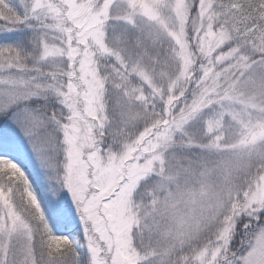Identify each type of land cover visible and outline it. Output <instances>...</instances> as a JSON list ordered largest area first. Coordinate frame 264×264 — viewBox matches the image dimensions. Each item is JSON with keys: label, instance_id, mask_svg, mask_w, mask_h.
Returning a JSON list of instances; mask_svg holds the SVG:
<instances>
[{"label": "snow or ice", "instance_id": "1", "mask_svg": "<svg viewBox=\"0 0 264 264\" xmlns=\"http://www.w3.org/2000/svg\"><path fill=\"white\" fill-rule=\"evenodd\" d=\"M0 264H264V0H0Z\"/></svg>", "mask_w": 264, "mask_h": 264}]
</instances>
